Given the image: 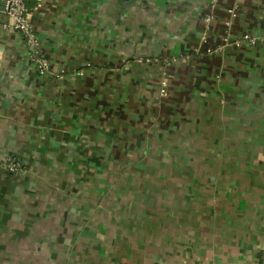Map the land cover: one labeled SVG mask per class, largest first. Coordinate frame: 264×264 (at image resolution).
I'll list each match as a JSON object with an SVG mask.
<instances>
[{"label": "crops", "instance_id": "1", "mask_svg": "<svg viewBox=\"0 0 264 264\" xmlns=\"http://www.w3.org/2000/svg\"><path fill=\"white\" fill-rule=\"evenodd\" d=\"M234 4L27 0L48 73L0 12V264H262L264 0L241 47Z\"/></svg>", "mask_w": 264, "mask_h": 264}, {"label": "built area", "instance_id": "2", "mask_svg": "<svg viewBox=\"0 0 264 264\" xmlns=\"http://www.w3.org/2000/svg\"><path fill=\"white\" fill-rule=\"evenodd\" d=\"M219 0H213L214 5L218 3ZM241 0H235V4L228 10L230 19L225 22V28H227V33L224 39L226 45L230 44L235 47H241L243 43L249 42L251 44L257 43V38L251 36L250 34H244L240 37H234L230 31L232 25V19L238 16L240 10ZM0 12L6 14V16L11 20V23L7 25L8 28L13 29L22 39L24 43L29 48V60L31 63L42 73L50 72V64L40 57V45L39 41L34 33L32 26V13L27 6V0H0ZM212 20V16L206 18L207 26L209 27ZM204 44L208 43L207 35L205 34L202 38ZM208 52H216L215 50L209 49ZM141 62V61H139ZM164 87L166 86L163 84ZM165 93V90H163ZM6 169L10 175H20L24 173V167L17 160H11L7 165Z\"/></svg>", "mask_w": 264, "mask_h": 264}, {"label": "rangeland", "instance_id": "3", "mask_svg": "<svg viewBox=\"0 0 264 264\" xmlns=\"http://www.w3.org/2000/svg\"><path fill=\"white\" fill-rule=\"evenodd\" d=\"M165 84V83H164ZM166 86H167V84H165ZM261 124H264L263 123V121L261 122ZM245 128V127H244ZM246 130V132H244V133H248V134H250L251 133V135L253 134V133H255V132H257V130L255 129V131H254V126L251 128V129H249L248 128V130H247V128L245 129ZM258 131H260V133H264V125H262V126H260V127H258ZM257 142V141H256ZM257 143H259V142H257ZM236 145V144H235ZM238 145H239V143H238ZM171 164V163H170ZM124 167H122V168H120V169H123ZM110 170V169H109ZM87 172H89L88 170H87ZM108 174V173H107ZM100 175H104V173H100ZM91 176V175H90ZM118 176H120L121 177V175H118ZM117 176V180H120V178ZM93 177H94V175H93ZM94 179L95 180H98V179H100V176H95L94 177ZM99 182V181H98ZM86 183H91V180H86ZM100 183V182H99ZM106 185H110V183L108 182Z\"/></svg>", "mask_w": 264, "mask_h": 264}, {"label": "trees", "instance_id": "4", "mask_svg": "<svg viewBox=\"0 0 264 264\" xmlns=\"http://www.w3.org/2000/svg\"><path fill=\"white\" fill-rule=\"evenodd\" d=\"M29 10H31V8H29ZM262 264H264V257H262Z\"/></svg>", "mask_w": 264, "mask_h": 264}]
</instances>
